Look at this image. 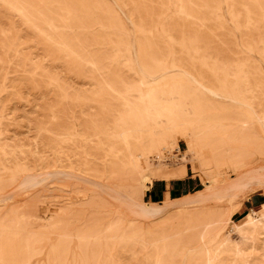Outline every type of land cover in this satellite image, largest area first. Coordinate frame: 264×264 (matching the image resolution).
I'll return each instance as SVG.
<instances>
[{"label":"rangeland","instance_id":"obj_1","mask_svg":"<svg viewBox=\"0 0 264 264\" xmlns=\"http://www.w3.org/2000/svg\"><path fill=\"white\" fill-rule=\"evenodd\" d=\"M209 263L264 264V0H0V264Z\"/></svg>","mask_w":264,"mask_h":264},{"label":"bare ground","instance_id":"obj_2","mask_svg":"<svg viewBox=\"0 0 264 264\" xmlns=\"http://www.w3.org/2000/svg\"><path fill=\"white\" fill-rule=\"evenodd\" d=\"M53 43V42H52ZM137 51V50H136ZM137 56V55H136ZM137 59V57H135ZM134 58V59H135ZM135 59V60H136ZM139 61H140V64H141V67H143L145 69V72L152 76H154V68L155 65L151 66V65H148L149 63L147 62L146 59H142V58H139ZM191 122V121H190ZM167 127L169 126H178L179 127V123L178 121L176 120H172V119H167V123H166ZM165 125V126H166ZM146 128V136L148 137V140H149V146L150 148L152 147H155V149H157L159 147V145L161 144V142H165V140L169 137L170 133H171V130L169 129H162L160 131V133H156L153 128L149 127V126H145ZM144 129V131H145ZM158 131V130H157ZM145 135V134H144ZM168 140V139H167ZM186 145V144H185ZM196 150V149H195ZM197 151V150H196ZM200 153V151H199ZM140 155V153H139ZM198 156V155H197ZM209 161V160H208ZM163 168L160 166V165H157V166H153L151 167L147 172L143 173L142 174V179L144 181V183L146 184H149V183H152V179H158V178H161L163 176ZM147 187V186H146ZM185 200V199H184ZM195 200V199H194ZM185 202V201H184ZM140 206V205H139ZM140 208V207H139ZM140 210V209H139ZM140 212V211H139ZM253 212V210H251V212H247L245 214V218H246V223L243 225V226H247V225H253V216L251 217V213ZM140 214V213H139ZM147 219V218H146ZM241 227V226H239ZM209 257V256H208ZM208 261V260H207ZM209 262V261H208ZM210 264V263H209Z\"/></svg>","mask_w":264,"mask_h":264},{"label":"crops","instance_id":"obj_3","mask_svg":"<svg viewBox=\"0 0 264 264\" xmlns=\"http://www.w3.org/2000/svg\"><path fill=\"white\" fill-rule=\"evenodd\" d=\"M192 180L191 175L188 173V170L182 178H175L170 180H162L165 182H169L170 184V191L171 192H182L190 185V181ZM161 180H153V182L149 185L147 188L148 191V197L150 198L151 202H159L160 200L154 201V199H160L163 198L164 195L166 196L167 193H170V191H166L165 183H163Z\"/></svg>","mask_w":264,"mask_h":264},{"label":"trees","instance_id":"obj_4","mask_svg":"<svg viewBox=\"0 0 264 264\" xmlns=\"http://www.w3.org/2000/svg\"><path fill=\"white\" fill-rule=\"evenodd\" d=\"M157 200H161V198L160 199H154V201H157Z\"/></svg>","mask_w":264,"mask_h":264}]
</instances>
